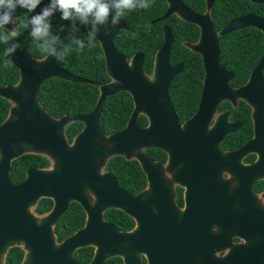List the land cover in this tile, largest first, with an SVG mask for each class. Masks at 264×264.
<instances>
[{"label": "water", "instance_id": "water-1", "mask_svg": "<svg viewBox=\"0 0 264 264\" xmlns=\"http://www.w3.org/2000/svg\"><path fill=\"white\" fill-rule=\"evenodd\" d=\"M204 1L205 10L196 13L182 0H166L167 7L161 19L176 14L199 27L197 40L182 44L202 57L205 90H215L210 93L233 102L240 97L253 107L258 149L264 150V50L247 82L233 88L230 84L233 73L226 71L220 63L218 42L219 36L251 26L262 33L264 43V18L249 10L216 30L211 15L216 0ZM249 1L264 3V0ZM6 28L13 29L12 24ZM117 29L118 26L113 24L110 30L102 32L87 23L88 32L100 43L111 80L98 85L97 101L93 109L84 114L52 116L39 101L38 89L50 77L92 81L58 67L57 57L49 54L35 58L15 49L5 57L20 74L16 83L0 86V97L10 103L7 115L0 123V264H6L7 253L12 247H19L24 252L18 264H81L73 252L84 246H94L88 264H102L113 256L122 257L125 264H138L142 231L157 229L158 224L170 215V189L162 187L155 178V173L163 169L162 164L151 160L144 149L166 151L170 156V168L171 157L175 153L185 155L192 144L197 143V137L204 134L205 124L200 129L199 121L203 115L201 110L205 108L201 103L191 119L179 124L168 87L172 78L182 71V64L171 65L169 62L174 41L169 26L163 28L164 39L154 55L152 74H147L144 69L142 53L134 54L128 61L116 50L112 38ZM70 39L59 43L56 52L62 53ZM120 91L131 95L133 108L125 127L107 134L101 126L103 103L106 97ZM140 115L147 118L145 126L138 124ZM78 121L83 124L82 129L69 142L66 126ZM25 154L45 157L49 167H28L25 179L13 183L9 176L11 163ZM116 155L137 161L147 173L149 187L157 192L150 197L168 200V203L148 204L144 192L130 194L121 188L115 176L104 170L108 159ZM43 197L51 198L54 205L49 212L37 214L34 208ZM70 200H77L85 208V224L57 242L54 225ZM110 208L127 213L134 219L135 226L128 231L118 230L103 217L104 211ZM257 222L258 230L264 232V205L260 202ZM174 256V253L162 252L153 260L174 261ZM253 256L252 264H264V236L259 237L258 250Z\"/></svg>", "mask_w": 264, "mask_h": 264}, {"label": "flooded vegetation", "instance_id": "flooded-vegetation-1", "mask_svg": "<svg viewBox=\"0 0 264 264\" xmlns=\"http://www.w3.org/2000/svg\"><path fill=\"white\" fill-rule=\"evenodd\" d=\"M164 1L166 2V0ZM182 2L185 5H187L184 2V0H182ZM47 5H48V0H42V5L36 12L40 11L42 7H46ZM166 7H167V2H166ZM136 9L137 8L132 9L133 12L136 11ZM190 9L194 11L192 8ZM16 13H17V18L12 24V27L16 35L11 36V33L7 29H0L5 34L7 33L6 37H10V39L7 42L4 40V38L0 37V59L9 62L14 67L16 66L9 59L5 58L6 57L5 49L7 46H10L12 43H15L17 45L16 49L18 51L24 52L28 54L30 57L43 58L48 55L47 52H45L43 49L39 47V44L32 43L35 41L31 36H29L31 38L30 40L31 43L26 40L18 39L17 37L18 34L23 33L20 32L18 28V23L25 22L30 15L29 16L23 15V12L21 13L19 9H17ZM196 13H201V12H196ZM128 14L129 11L125 10L121 18L117 21V23H115L118 26V29L113 35L112 42L116 50L122 53L129 61L134 54L142 53L144 57V53L142 51H134L132 55L128 57L124 52H122L119 48L115 46V40L119 36V32L121 30H125L127 32L130 31L132 33L136 31V29L130 26L127 21ZM171 15H176V14H171ZM161 16L155 18L152 21V23L161 20ZM48 20L50 23L49 30L55 31V27H57L56 31H61L60 35H62L66 30L69 29L72 30L67 36L58 40L59 42L56 44L57 46L64 39L71 37V39L64 48L65 50L67 46L70 45L71 41H73L76 38L78 32L76 28H79L80 24H78L77 20L61 19L58 11H54L50 15V17H48ZM55 21H62L61 25L63 27L58 26ZM165 25L167 24L162 25L163 39H164L163 28ZM112 26L113 23H111V21L109 22V20H106L104 24L96 25L95 27L102 32H107L108 30L111 29ZM85 28L87 30V23H85ZM91 36L95 38L93 35ZM196 40H192L191 42H195ZM96 41L98 40L96 39ZM183 41H190V40L184 39L181 41V44ZM183 46L186 47L185 45ZM186 48L189 49L188 47ZM41 50H43L44 53L42 55L37 54ZM64 50L62 51V53L64 52ZM58 58L59 57H57V60ZM200 58L202 65V67L200 66L202 68V76L200 74L197 84H192L186 87V99H187L186 108L183 110L180 108L176 109V106L174 105L170 97V91H169L170 84L168 87V94L172 102L173 108L175 110L177 120L180 125L185 123V121L191 119L199 111L202 103L205 110H201L203 112V115L200 118L199 124H200V129L202 127V124L203 123L205 124L204 134L199 135L197 137V143L192 144L191 149L188 150L186 153H184L186 156L185 155L178 156V154L175 153L171 157L170 168H169L170 156L166 151L160 148L144 149V152L148 154L151 160L160 162L162 164L163 169H161V171L158 172L159 174L155 173L156 174L155 178L156 181H158L162 187L167 186L170 189V196H171L170 202L172 203V207H171L170 215L167 216L168 219L166 220V218H164L165 222H160L158 224L157 229H147L142 231L141 238L139 241L142 250H141V254L139 255L140 260L138 264H252L254 259L253 256L254 252L256 253L258 250L259 237L264 236V232L258 230V222H257V205L259 202L260 204L264 205V158L261 157L263 156L262 154H264V150L258 149L259 143L257 136V124L253 116V112H254L253 107L240 97L236 98L233 102L228 98L222 99L221 96L218 94L210 93L211 91H215V90H211L207 92V90L209 89L207 88L205 90L204 81H203L205 76V67L203 64L202 57ZM57 60L56 63L58 67L66 70L68 73L72 74L73 76L85 78L81 75L75 74L74 72L68 70L65 67L60 66ZM219 60L221 65L223 66V68H225L226 71L233 73L232 78L230 80V84L233 88H239L243 86L247 82L252 69L258 63L257 62L250 69L247 77L242 83L238 85H234L233 84V78L235 75L234 71L228 68L224 63H222L220 57ZM169 62H170V58H169ZM104 63H105V57H104ZM153 63H154V58L150 72H147L144 67L147 74H152ZM170 64L171 65L182 64V71L179 72L178 74L183 72L184 64L182 62H175V63L170 62ZM143 66H144V58H143ZM105 69H106V64H105ZM17 73L18 76L15 81L6 82V83L1 82L0 86L16 83L19 79V74H20L18 68H17ZM178 74H176L175 76H177ZM60 79H65V78H60ZM65 80H69V79H65ZM110 80L111 78L109 76V80L103 83H107ZM69 81L77 82L72 80ZM77 83H84V82H77ZM85 83H90V82H85ZM91 84H95V82L92 81ZM2 99L7 101V112H8L10 103L8 100L4 98ZM178 99H181V97L178 96ZM179 114L182 118H180ZM51 115L54 117H59L53 114ZM2 121H0V123ZM146 124L144 125L139 124V125L145 126ZM125 125L123 127H125ZM67 126H66V134L68 137V141L71 142L73 137L82 129V127L78 132H76L70 138L67 133ZM104 132L107 133L105 130ZM110 133L112 132H109L107 134ZM116 156H120V155H116ZM110 159H108V161ZM46 160L48 161V159ZM125 160L130 161L128 159ZM107 163L104 170L113 174L116 178L117 184L121 188H123L126 192L130 193L127 189H125L123 186L119 184L117 176L112 171L107 169ZM166 165L167 167H165ZM28 167L46 168L49 167V161L47 165L42 167H34V166H28ZM139 167L143 174L144 179H143V185L140 187V189L137 192H144L146 197L145 200H147L148 204L168 203V200L150 197L152 195H156L157 192L149 187V178L147 176V173L140 165ZM25 177H26V172H25ZM25 177L21 181H23ZM10 180H11V176H10ZM11 182L13 181L11 180ZM18 182H13V183H18ZM134 193H130V194H134ZM42 199H50L51 206L45 210L38 209L41 205ZM74 204H77L81 208L84 214L83 224L79 226L77 229H75L72 233L66 235L64 238L58 239V234L56 231L57 222L70 208L74 206ZM53 205H54V201L51 198H44V197L40 198L38 200L37 205L34 208V212H36L37 214H45L51 210ZM111 209H116V208H110L105 210L103 213V217L106 220L112 222L118 230L128 231L135 226L134 219L124 211L120 210L124 212L126 215H128L133 221V225L130 228L121 229L116 224V221H114L112 218L106 215V213ZM86 215H87L86 210L80 202H78L77 200H70L66 205L65 211L56 220V223L54 225L56 241L61 242L63 239L73 234L79 228L83 227L85 224ZM84 247H91L93 249L92 250V257H93L94 246H84ZM84 247H80V248H84ZM80 248H77L73 252V256L78 262L80 261L76 258L75 253ZM162 252L174 253L175 254L174 261L153 260L157 258V254ZM108 259H119L120 262H117L116 264H125L123 258L120 256H113L107 258L106 260ZM90 260L87 263H82V262L80 263L88 264ZM106 260H104L102 264H104Z\"/></svg>", "mask_w": 264, "mask_h": 264}, {"label": "trees", "instance_id": "trees-1", "mask_svg": "<svg viewBox=\"0 0 264 264\" xmlns=\"http://www.w3.org/2000/svg\"><path fill=\"white\" fill-rule=\"evenodd\" d=\"M184 2L196 12H202L205 9L204 0H184ZM42 5V0L33 12H36ZM166 7L164 0H146V7L137 8L133 12L128 10V23L134 27V33L121 30L115 40V46L124 52L128 57L134 51L144 53V67L147 72L151 71L155 51L161 45L163 40L162 25L170 26L174 35V43L170 52V62H182L184 70L175 76L170 83V97L177 108H186V87L197 84L199 76H202L201 56L184 47L181 41L196 40L199 34V28L186 21H182L176 15L168 18L152 21L160 17ZM23 15L29 16L32 13L26 9H19ZM252 10L258 16L264 18V3L252 4L249 0H217L214 4L211 14L216 30H219L230 19ZM111 21V13L108 18ZM58 26H62V21H55ZM80 24L76 38L64 50L57 62L60 66L67 68L75 74L81 75L95 82L77 83L57 77L49 78L43 81L38 90V97L42 105L53 115L62 114H82L91 111L98 95V85L109 80L105 69L104 56L98 41L93 38L86 30L85 24ZM25 22L18 23V28L22 34H18L19 40H26L31 43L29 37L30 26H24ZM63 27V26H62ZM50 31L51 36L58 40L67 36L72 30H66L62 35L61 31ZM7 34V33H6ZM6 34L0 30V37H6ZM91 36L92 43L89 46L88 37ZM79 39L83 43V48H79L75 41ZM33 44H39L34 40ZM220 59L228 68L234 71L233 84L242 83L247 77L250 69L259 61L263 54L264 43L262 33L251 26L234 30L233 32L219 36ZM44 53L41 50L39 55ZM201 66V67H200ZM264 76V66L262 69ZM17 68L9 62L0 59V83L13 82L17 79ZM178 96L181 99H178ZM133 102L130 94L126 91L117 92L108 96L103 104L101 123L103 129L109 133L121 129L127 122ZM179 113V111H178ZM7 114V101L0 98V121ZM180 116V114H179ZM180 118H182L180 116ZM139 124H146L144 116L138 119ZM82 127V123L73 122L67 126V133L71 138ZM48 164V161L35 154H25L12 161L10 176L13 182L21 181L25 177L28 166L42 167ZM107 169L112 171L118 178L119 184L130 193L137 192L143 185V174L139 164L135 160L127 161L121 156L112 157L107 163ZM51 206L50 199H42L38 209L45 210ZM107 216L116 221L121 229L130 228L133 225L132 219L124 212L111 209L106 213ZM84 214L81 208L74 204L57 222L56 231L58 239L64 238L83 224ZM92 248L84 247L76 251V258L87 263L92 257ZM23 256V251L19 247L9 249L6 264H18ZM119 259H108L104 264H116Z\"/></svg>", "mask_w": 264, "mask_h": 264}, {"label": "clouds", "instance_id": "clouds-1", "mask_svg": "<svg viewBox=\"0 0 264 264\" xmlns=\"http://www.w3.org/2000/svg\"><path fill=\"white\" fill-rule=\"evenodd\" d=\"M41 0H0V29H7L11 36L16 33L13 29L6 28L13 24L17 18V9H26L32 13L25 21L24 26H30L29 35L39 42V47L54 57H60L56 52L57 37L50 35V23L48 17L58 11L61 19L79 20L80 23H90L95 29L96 25L104 24L111 13V23L115 24L121 18L125 10L146 7V0H48V5L40 11L33 12ZM10 37H4L7 42ZM75 43L83 48L81 40ZM92 43L91 36L88 37L89 46ZM17 45L12 43L5 49V55L15 51Z\"/></svg>", "mask_w": 264, "mask_h": 264}]
</instances>
